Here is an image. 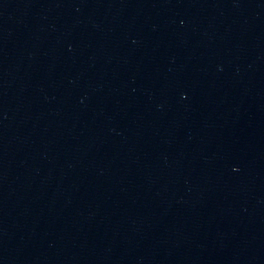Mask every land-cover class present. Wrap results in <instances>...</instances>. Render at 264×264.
I'll return each instance as SVG.
<instances>
[{"label": "water", "instance_id": "water-1", "mask_svg": "<svg viewBox=\"0 0 264 264\" xmlns=\"http://www.w3.org/2000/svg\"><path fill=\"white\" fill-rule=\"evenodd\" d=\"M0 264H264V0H0Z\"/></svg>", "mask_w": 264, "mask_h": 264}]
</instances>
